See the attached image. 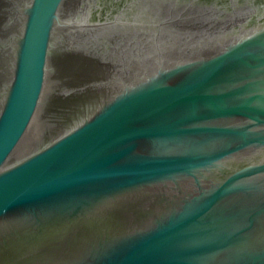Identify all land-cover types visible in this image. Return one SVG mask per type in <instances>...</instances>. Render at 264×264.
<instances>
[{"label": "water", "instance_id": "1", "mask_svg": "<svg viewBox=\"0 0 264 264\" xmlns=\"http://www.w3.org/2000/svg\"><path fill=\"white\" fill-rule=\"evenodd\" d=\"M0 264H264V0H0Z\"/></svg>", "mask_w": 264, "mask_h": 264}]
</instances>
